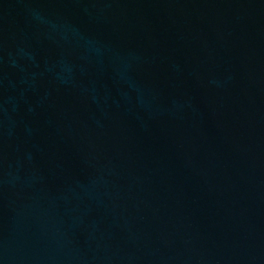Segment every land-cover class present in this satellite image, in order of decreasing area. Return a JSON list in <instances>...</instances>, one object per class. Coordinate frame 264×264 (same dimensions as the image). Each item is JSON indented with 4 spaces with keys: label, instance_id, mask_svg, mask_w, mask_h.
I'll use <instances>...</instances> for the list:
<instances>
[{
    "label": "water",
    "instance_id": "1",
    "mask_svg": "<svg viewBox=\"0 0 264 264\" xmlns=\"http://www.w3.org/2000/svg\"><path fill=\"white\" fill-rule=\"evenodd\" d=\"M0 264H264V0H0Z\"/></svg>",
    "mask_w": 264,
    "mask_h": 264
}]
</instances>
